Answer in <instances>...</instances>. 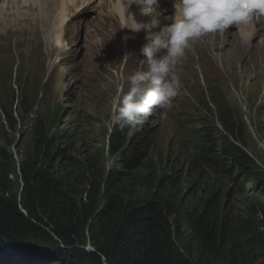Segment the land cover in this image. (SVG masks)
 <instances>
[{
	"label": "rangeland",
	"instance_id": "obj_1",
	"mask_svg": "<svg viewBox=\"0 0 264 264\" xmlns=\"http://www.w3.org/2000/svg\"><path fill=\"white\" fill-rule=\"evenodd\" d=\"M100 8L92 3L80 11L68 23L65 40L57 41L53 50L47 51L41 44V62L37 46L40 38L22 31L28 21L18 26L17 21H3L8 15H0V109L14 118L11 126L0 110V151L10 157L6 186L11 194L20 202L21 166L35 150L37 140L45 137L54 141L55 160L64 155V164L67 157L80 163L95 157L104 170L119 172L122 160L137 156L142 162L153 164L154 174L174 172L181 181L183 196L192 194V204L212 199L219 206L239 212L251 207L255 184L241 187L237 173H215L212 168L194 164L189 156L194 153L190 149L181 151V137L176 129L196 124L198 118L207 125L213 121L215 128H221L218 107L231 109L245 137L243 142L228 137L230 142L264 171V38L260 31L264 28V15L256 23L255 33L247 38L229 27L225 34L211 33L205 40L202 39L207 35L194 41L176 66L180 87L171 106L158 110L141 128L119 130L109 123L112 102L118 85L127 76L142 67L147 69L139 54L145 35L124 28L121 12L108 7L104 13L110 17L104 19L97 14ZM65 11L69 16L77 13L73 7L65 6ZM85 21L98 22L101 29L94 32V27L86 26ZM34 24L42 33L44 26L40 21ZM125 36L129 37L126 41ZM58 37V33L49 32L50 40ZM58 68L60 72H55ZM200 101L212 116L204 111ZM25 107L30 109L28 113ZM121 136H125V146L118 155H111L108 146L116 144ZM149 169L144 166L146 173ZM261 184L264 186V180ZM3 229L0 236L8 235ZM40 249L45 251L40 244L29 241L15 253L17 257L26 253L34 256ZM9 250L13 251L3 249L1 253ZM85 250L93 252L89 244ZM234 258L238 259L236 264H264V254L249 259L245 252L235 253ZM230 260L217 264H232Z\"/></svg>",
	"mask_w": 264,
	"mask_h": 264
},
{
	"label": "trees",
	"instance_id": "obj_2",
	"mask_svg": "<svg viewBox=\"0 0 264 264\" xmlns=\"http://www.w3.org/2000/svg\"><path fill=\"white\" fill-rule=\"evenodd\" d=\"M222 107L217 110L222 129L215 128L213 121L207 125L203 118L178 126L180 148L183 152L190 149L193 163L201 168L231 176L237 173L241 187L253 182L256 192L251 207L239 212L212 199L192 204V194L183 196L174 172L154 174L153 164L137 156L122 160L119 172L104 170L95 157L85 163L67 157L64 164V155L57 160L53 156L54 141L42 137L21 166L20 202L6 186L10 157L0 151V230L6 228L8 233L0 236V262L217 264L231 259L236 264L235 253L245 252L249 259L264 254V171L230 142L228 137L243 142L245 133L233 110ZM0 110L13 126L11 113ZM204 111L212 116L207 106ZM124 137L108 146L111 155L121 152ZM145 165L150 166L147 173ZM29 241L45 251L17 257L15 251ZM87 244L93 252L85 250ZM3 249L13 251L5 254Z\"/></svg>",
	"mask_w": 264,
	"mask_h": 264
},
{
	"label": "clouds",
	"instance_id": "obj_3",
	"mask_svg": "<svg viewBox=\"0 0 264 264\" xmlns=\"http://www.w3.org/2000/svg\"><path fill=\"white\" fill-rule=\"evenodd\" d=\"M133 5L146 22L137 21ZM172 7L173 14L165 16L160 0H120L124 28L145 33L139 54L147 69L134 71L118 85L109 123L119 130L141 128L158 110L171 106L180 87L176 66L194 41L232 26H249L264 15V0H173Z\"/></svg>",
	"mask_w": 264,
	"mask_h": 264
},
{
	"label": "bare ground",
	"instance_id": "obj_4",
	"mask_svg": "<svg viewBox=\"0 0 264 264\" xmlns=\"http://www.w3.org/2000/svg\"><path fill=\"white\" fill-rule=\"evenodd\" d=\"M70 1H76L77 2L78 0H70ZM90 1H92V0H88V2H90ZM105 1L108 2L109 0H105ZM1 2L6 3V6H4V7L2 6L0 9L5 10L7 12H10V16L13 18H16L17 15L18 16H25V15L30 16L31 15V16H34L33 19L39 20L41 22V24H43V23L46 24L47 21L51 22V21H53L54 18H53V16H50L47 18V16H45V13L51 12V10H53L54 6H58L57 9H59L63 5L64 0H0V3ZM106 2L101 5V8L99 10H101L103 8V6L106 5ZM118 3L120 5V0H118ZM108 7L109 8L112 7L113 9L117 10V12H119V9L117 8V4L116 5L110 4L107 6V8ZM160 9L162 10L161 5H160ZM130 11H132L134 13L135 18L139 17L140 14H139V11L135 5H133L131 7ZM167 12H169V10ZM64 17H65V13H63L60 10V12L58 13V19L53 24V27L59 32H64V26H65V24H63V18ZM24 22L25 21H19L18 25H21V24L24 25ZM162 22H165V21H163V18H162ZM27 26L29 28L27 30H25L26 32L31 33L33 36L40 38V31L36 26L31 25L30 21H28ZM241 27H243V26H241ZM241 27H239V28H241ZM260 31L262 32L261 35L264 38V28ZM233 39H236V36H233ZM23 57H24V55H23ZM62 89H64V87Z\"/></svg>",
	"mask_w": 264,
	"mask_h": 264
}]
</instances>
